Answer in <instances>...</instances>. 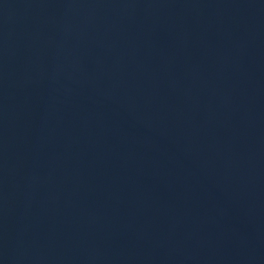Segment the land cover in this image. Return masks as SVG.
<instances>
[{
	"label": "water",
	"instance_id": "95a60500",
	"mask_svg": "<svg viewBox=\"0 0 264 264\" xmlns=\"http://www.w3.org/2000/svg\"><path fill=\"white\" fill-rule=\"evenodd\" d=\"M0 264H264V234L145 228L0 194Z\"/></svg>",
	"mask_w": 264,
	"mask_h": 264
}]
</instances>
